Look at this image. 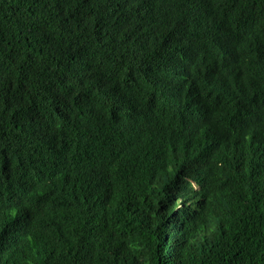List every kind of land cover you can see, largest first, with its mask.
<instances>
[{
    "label": "trees",
    "instance_id": "trees-1",
    "mask_svg": "<svg viewBox=\"0 0 264 264\" xmlns=\"http://www.w3.org/2000/svg\"><path fill=\"white\" fill-rule=\"evenodd\" d=\"M0 264H264V0H0Z\"/></svg>",
    "mask_w": 264,
    "mask_h": 264
},
{
    "label": "clouds",
    "instance_id": "clouds-1",
    "mask_svg": "<svg viewBox=\"0 0 264 264\" xmlns=\"http://www.w3.org/2000/svg\"><path fill=\"white\" fill-rule=\"evenodd\" d=\"M180 187L185 188L187 191H190L193 187H196L192 181H188L187 184L181 185Z\"/></svg>",
    "mask_w": 264,
    "mask_h": 264
}]
</instances>
